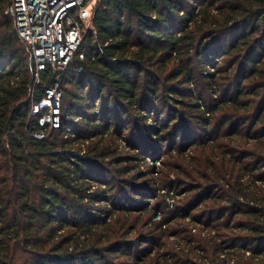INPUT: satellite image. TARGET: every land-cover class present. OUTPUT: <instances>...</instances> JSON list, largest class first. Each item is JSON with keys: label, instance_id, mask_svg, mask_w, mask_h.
I'll list each match as a JSON object with an SVG mask.
<instances>
[{"label": "trees", "instance_id": "obj_1", "mask_svg": "<svg viewBox=\"0 0 264 264\" xmlns=\"http://www.w3.org/2000/svg\"><path fill=\"white\" fill-rule=\"evenodd\" d=\"M12 6L0 0V264H150L167 217L187 213L141 162L189 146L187 206L208 230L187 235L203 252L191 264H264V0H100L58 126L33 111L58 72L36 79Z\"/></svg>", "mask_w": 264, "mask_h": 264}, {"label": "built area", "instance_id": "obj_2", "mask_svg": "<svg viewBox=\"0 0 264 264\" xmlns=\"http://www.w3.org/2000/svg\"><path fill=\"white\" fill-rule=\"evenodd\" d=\"M100 0H13L11 9L19 36L27 44L36 66V79L40 71L51 67L58 72L47 98L33 105V111L50 107V113L41 117V123L60 122L59 86L68 72L85 34L93 29L92 19ZM84 52L79 57L84 58ZM80 70V68L78 69ZM37 136L41 137L39 133Z\"/></svg>", "mask_w": 264, "mask_h": 264}, {"label": "rangeland", "instance_id": "obj_3", "mask_svg": "<svg viewBox=\"0 0 264 264\" xmlns=\"http://www.w3.org/2000/svg\"><path fill=\"white\" fill-rule=\"evenodd\" d=\"M189 87L191 88V86ZM193 87L194 86H192V88ZM120 143L121 146H123V150L127 153L129 150L128 148H124L125 145H127L125 140L120 141ZM178 146L179 145L175 148L177 149ZM205 149V152H207L208 148L206 147ZM197 151L202 157L201 149L194 150L193 146H189L181 152L177 153V151H174L170 155H167L163 151V154H160L158 157H148L145 161L141 162V168L143 170L150 168L152 179L156 182V184L161 183L162 181L165 185H167V183L171 185V189L169 190L170 196L167 198L169 209H175L179 206L181 211L187 213L185 214V217H183L184 214L182 217H175L172 215L167 217L164 225L166 228L163 232V240L166 244L161 250L162 254L152 258L150 264H191V258L196 262L201 263L200 258H202L203 252L201 247L197 246L200 244L195 241L194 245L196 247L193 249L195 252L191 255V239L186 237L187 235L191 237V229L196 234L200 231L202 234H206L208 230L205 228L206 225L204 223H200L199 219L196 218L200 216L202 206L199 208H194V206L190 208L187 206V203L191 201V197L199 191L196 186L198 180L188 176L185 177L183 173V169H191V160L193 159L192 155H197ZM174 166L175 169L179 168L178 172L173 169ZM156 200L157 199L155 198L148 199L150 203H154ZM166 211H168L166 208L158 211V213L155 214L154 220H160L163 217L162 214H165ZM203 228L205 229L203 230ZM154 255L155 253L151 254V256Z\"/></svg>", "mask_w": 264, "mask_h": 264}]
</instances>
